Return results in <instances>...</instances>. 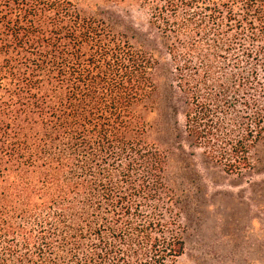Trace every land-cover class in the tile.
<instances>
[{"label":"trees","instance_id":"obj_1","mask_svg":"<svg viewBox=\"0 0 264 264\" xmlns=\"http://www.w3.org/2000/svg\"><path fill=\"white\" fill-rule=\"evenodd\" d=\"M171 40L185 133L231 173L264 136V0H138ZM158 61L70 0H0V264H175Z\"/></svg>","mask_w":264,"mask_h":264},{"label":"rangeland","instance_id":"obj_2","mask_svg":"<svg viewBox=\"0 0 264 264\" xmlns=\"http://www.w3.org/2000/svg\"><path fill=\"white\" fill-rule=\"evenodd\" d=\"M70 1L104 18L159 63L156 90L141 111L174 163L179 199L173 213L185 242L175 264H264V136L251 149L249 169L226 171L186 136L171 40L151 24L149 11L138 0Z\"/></svg>","mask_w":264,"mask_h":264}]
</instances>
